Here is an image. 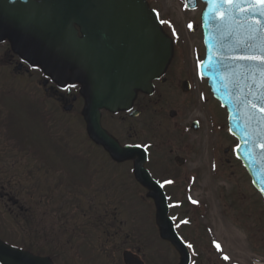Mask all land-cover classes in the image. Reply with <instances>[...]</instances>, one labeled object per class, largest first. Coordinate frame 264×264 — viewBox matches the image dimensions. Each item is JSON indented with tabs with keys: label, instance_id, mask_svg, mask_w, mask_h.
I'll return each mask as SVG.
<instances>
[{
	"label": "flooded vegetation",
	"instance_id": "1",
	"mask_svg": "<svg viewBox=\"0 0 264 264\" xmlns=\"http://www.w3.org/2000/svg\"><path fill=\"white\" fill-rule=\"evenodd\" d=\"M161 28L171 39L172 55L163 74L152 81L150 94L135 90L128 111L119 109L111 112L104 108L98 111L99 128L119 147L144 150V153L139 150L130 152L131 158L121 162L113 161L103 147L94 143L87 134L83 116L85 100L79 93L78 84H59L45 75L38 66L33 67L26 62H21V69L16 70V66L20 64L19 58L9 51L6 56L7 64L14 68L15 73L23 71L29 79L30 97L26 105L36 108L37 116L43 117L45 121L54 117L55 113L74 117L79 123H83L86 141L102 151L114 164L126 165L133 169L143 155V166L166 164L168 168L161 176L171 181L165 189V193L170 195L177 185V180L179 181V174L188 178L184 167L191 162L187 158L188 154L194 151V145L191 144L194 137L201 132L204 121L206 127L213 132L214 123L220 120L211 105L215 108L220 105L198 72L201 41L196 39L197 43L190 44L187 36L179 33L178 27L163 25ZM184 29L188 34L198 37L201 35L197 17L192 21L187 20ZM39 93L40 97H37ZM171 130L174 132L172 140ZM47 136L52 150L47 151L45 156L40 155L42 165L39 167V195H35V187H30V169L24 174L25 185L22 189L18 188V184L22 183L20 178L7 177L0 171V240L10 245L23 246L25 251L46 258L51 264H99L97 251L99 255L103 253V257H107L112 239L119 233V228L113 225L115 218L111 213L104 211L97 222L95 203L92 199L87 208L80 206V195L72 191L75 190L76 182L69 178V174L66 175L70 170L64 169L62 163L59 164V158L63 160L65 157L66 162L73 163H80L82 158L74 154L71 160V157L64 155L62 145L50 134ZM233 147L234 144L230 146L229 151H224L230 153L227 161L242 169L240 161L235 158ZM215 150L213 148L214 152ZM64 175L68 179H64ZM229 205L235 209L232 218L235 224L233 243L228 240L230 234L217 235L215 230L206 224V215L200 210L197 213V223H192L195 216L187 211H177L170 215L177 235L185 244L187 264H264L263 196L235 195L234 199H229ZM171 210L169 208V213ZM3 215L7 216L8 224L3 222ZM154 222V235L171 251L167 263L177 264L181 252L170 241L160 237L159 224L156 219ZM137 241L133 242L136 244ZM214 242L218 243L220 248H217ZM225 256L229 259L225 260Z\"/></svg>",
	"mask_w": 264,
	"mask_h": 264
},
{
	"label": "water",
	"instance_id": "2",
	"mask_svg": "<svg viewBox=\"0 0 264 264\" xmlns=\"http://www.w3.org/2000/svg\"><path fill=\"white\" fill-rule=\"evenodd\" d=\"M201 1L206 4L202 14L206 57L200 71L227 109L230 132L238 139L236 155L264 196V62L259 59L264 56V5L251 0ZM187 2L195 6V0ZM5 39L15 54L54 80L79 83L91 137L114 159L129 156L101 133L94 112L129 108L134 89L149 92L151 80L162 73L170 57V40L144 0H0V42ZM135 175L151 191L161 236L181 250L179 264H186L161 187L141 162ZM123 261L143 264L130 252L123 253ZM0 263L47 264L2 242Z\"/></svg>",
	"mask_w": 264,
	"mask_h": 264
},
{
	"label": "rangeland",
	"instance_id": "3",
	"mask_svg": "<svg viewBox=\"0 0 264 264\" xmlns=\"http://www.w3.org/2000/svg\"><path fill=\"white\" fill-rule=\"evenodd\" d=\"M147 1L157 10L163 25L178 27L179 33L187 36L190 44L197 43L196 39L200 40V36L186 32L184 23L199 15L203 8L202 4H198L196 11H189L183 8L182 0ZM7 50L8 44L0 43V116L9 117L8 119L14 123L13 128L21 131L24 140L21 145L12 144V150L8 149L4 152L3 149L9 145V141L6 142L5 136L0 133L2 138H0V171H6L7 176L22 178V183L18 185V188L22 189L25 185L24 171L30 169L33 172L30 187H35V195H39L41 187L39 167L42 162L38 156L40 154L45 156L47 151L52 150L45 137L46 134H50L62 145L65 155L71 157V160L74 154L82 158L80 163L66 162L65 157L63 160L59 158V164L62 163L64 169L70 170L66 175L69 174V178L76 182L75 190L72 191L80 195V206L87 208L92 199L95 203L97 222L104 211H107V214L111 213L115 218L113 225L119 228V233L112 239L107 257L104 258L103 253L99 255L96 250L97 262L123 264L122 253L129 250L138 254L145 264H167L171 251L154 235V208L148 197V191L136 183L128 166L110 162L102 151L86 141L83 123H79L72 116L65 117L56 113L51 119L48 118L49 120L45 118L47 121L37 116L38 110L26 105L30 97L29 79L23 71L13 73V67L7 64ZM39 95L40 93L37 97H40ZM47 106L50 107L49 104ZM211 106L218 116L217 119L220 120L214 123L213 132L206 127L204 121L201 132L194 137L191 144L194 145L192 146L194 151L187 157L191 162L184 167L189 176L186 175L188 178H185L179 174V181L177 180L176 187L169 195V205L172 209L170 215L177 211L179 213L187 211L195 216L192 223H197V213L200 210L206 215V224L211 226L217 235L230 234L228 240L233 243L235 224L232 218L235 209L229 205V199L231 197L234 199L235 195H258V193L243 169L227 161L230 158L228 149L234 143L229 141L231 137L228 135L227 113L221 106L219 108ZM9 112L10 115L7 114ZM173 133L171 130V140ZM213 148L216 149L215 152ZM225 149L228 151L224 152ZM167 168L164 163L148 166L152 176L162 181L165 176L161 174ZM56 171L59 174L58 169ZM66 175L64 179H68ZM2 217L3 222L8 224L7 216ZM162 257L165 259L160 260Z\"/></svg>",
	"mask_w": 264,
	"mask_h": 264
},
{
	"label": "snow or ice",
	"instance_id": "4",
	"mask_svg": "<svg viewBox=\"0 0 264 264\" xmlns=\"http://www.w3.org/2000/svg\"><path fill=\"white\" fill-rule=\"evenodd\" d=\"M217 2H220V0H209V3H217ZM223 2L227 4H234V3H239L240 0H223ZM251 2L257 5H264V0H251ZM256 23H259V21H256ZM189 27H191V25ZM252 59H255V57H253ZM259 59L261 62H264V56H261ZM261 111H264V108H261ZM166 183H171V181H166ZM214 243L216 244L217 248H220V245L218 243L216 242ZM224 259L228 260L229 257L225 256Z\"/></svg>",
	"mask_w": 264,
	"mask_h": 264
}]
</instances>
